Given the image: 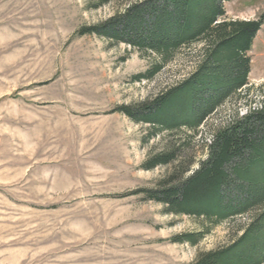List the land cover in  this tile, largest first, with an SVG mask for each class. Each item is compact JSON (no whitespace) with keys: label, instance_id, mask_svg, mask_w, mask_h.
<instances>
[{"label":"rangeland","instance_id":"374dc122","mask_svg":"<svg viewBox=\"0 0 264 264\" xmlns=\"http://www.w3.org/2000/svg\"><path fill=\"white\" fill-rule=\"evenodd\" d=\"M100 1L0 0V264H192L248 222L246 215L213 226L174 215L140 191L156 188L176 165L147 170L149 157L184 144L180 155L191 153L195 169L213 131L263 101L264 23L247 53L249 83L196 133L150 137L149 124L119 108H137L187 78L204 44L182 47L154 78L135 81L157 54L79 33L134 0L96 8ZM224 7L227 19L264 16V0ZM207 229L196 246L171 240Z\"/></svg>","mask_w":264,"mask_h":264},{"label":"trees","instance_id":"16d2710c","mask_svg":"<svg viewBox=\"0 0 264 264\" xmlns=\"http://www.w3.org/2000/svg\"><path fill=\"white\" fill-rule=\"evenodd\" d=\"M226 1L230 0L129 1L105 21L79 31L157 54L159 59L135 75V81L154 78L182 47L204 44L203 59L187 78L137 108H119L136 123L149 124L150 137L181 128L196 133L209 115L249 83L247 53L264 16L224 18ZM109 2L101 0L95 7ZM205 146L207 157L195 169L191 153L180 155L184 144H168L149 157L143 164L147 170L176 165L156 188L140 192L163 204L166 212L204 218L213 226L249 216L229 244L200 253L192 264H264V99L213 131ZM209 232L180 233L171 240L196 246Z\"/></svg>","mask_w":264,"mask_h":264}]
</instances>
